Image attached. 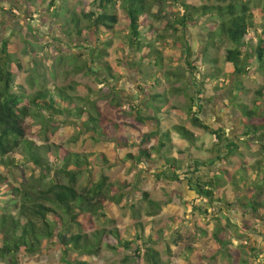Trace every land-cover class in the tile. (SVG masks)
<instances>
[{"label": "trees", "instance_id": "1", "mask_svg": "<svg viewBox=\"0 0 264 264\" xmlns=\"http://www.w3.org/2000/svg\"><path fill=\"white\" fill-rule=\"evenodd\" d=\"M27 1L30 6L45 4L48 10L51 9L55 28L68 36L83 37L93 32L97 46L90 47L89 51L95 52L96 61L107 54V48L112 43L111 37L120 29H126L125 42L131 53L141 51L144 60L150 55L156 63L161 59L159 51L154 48L153 37L157 30L150 19L165 18L163 6L166 0ZM175 1L178 8L171 20L162 23L164 32L175 35V32H184L189 26H203L207 31L199 34L198 55L205 63L216 61L215 58H209L210 48L226 44L225 59L233 66L229 80L232 76L236 78L233 86L238 95L246 89L241 77L249 74L252 68L264 80V0H208V3L201 5L190 4L189 0ZM117 7L124 13L125 26H121ZM105 35H110V38H104ZM163 37L164 33H160L156 39ZM177 39L174 44L184 46L185 32ZM186 44V56H190V42ZM8 45V39L0 41V164H12L14 160L7 155L17 151L22 154L24 162L38 168L40 172L38 176L30 174L27 180L19 184L0 173V257L8 258L11 264H20L25 256L35 255L54 242L62 251L66 264H86L78 257L97 255L103 246L113 251L132 250L142 264H163L160 252L153 244L162 237H172L164 229L159 230L160 234H155L156 238L143 231H136L132 238H127L123 230L117 228L85 230V223H92L93 218L111 217L110 206L120 203L125 196L124 191L133 188L134 184H115L101 173L97 181L81 185L80 176L91 164L87 156L70 152L62 144L48 140L40 144L37 142L42 135L47 136L49 131L53 133L58 127L55 125L58 115L71 124L76 121L78 134L115 140L121 149L132 145L135 151L124 156L127 160L136 163L151 160L155 152L163 160L162 170L155 173L156 178L179 183L185 181L193 191L195 198L189 204L193 211L191 216L195 211L208 215L206 204L222 200L220 191L224 188L225 180L241 188L247 184L251 172H258L253 180L254 198L248 197L242 205L250 213H264V82L254 90L252 107L234 95L235 91L232 92L229 101L242 114V138H231L219 123L210 126L203 122L199 117L203 103L193 104L195 100L190 96L193 103L186 105V117L192 126L216 138L214 143L220 151H224L225 158L242 148L262 151L263 154V158L256 160L249 168L241 167L235 173L223 170L222 177L214 174L207 178L199 174L201 161L186 164L170 156L173 149H179L171 143L170 131L160 133L149 129L147 121L158 120L157 115L161 113L167 115L165 110L168 107L177 114L184 113L181 108L172 105L166 95L151 94L153 104L162 103L153 106L154 116L145 115L142 107L136 105L132 106L135 121H128L116 120L110 108L104 107L105 112L101 110L100 100L84 85L69 83L47 87L40 84L34 93L26 94L15 80L14 66L18 67L19 63L12 57ZM186 64L195 69L190 60ZM87 67V71L92 73L93 68ZM101 67L107 69L111 77H115L106 63L102 62ZM217 75L218 71L206 74L205 81L214 80ZM102 80L108 84V78ZM158 82V78L153 80V84L157 85ZM194 86L199 94L198 99L210 101L209 97L202 98L204 92L200 87ZM79 91H87L88 94L81 96L77 94ZM194 107H198V110H194ZM171 129L191 144L196 141L195 134L184 124H174ZM99 155L108 162L103 153ZM139 199L146 203L148 215L156 214L161 208V202L151 198L147 191H141ZM137 227L143 228L142 223H136ZM245 227H248L247 223ZM220 231L221 228H217L213 237L218 248L228 254L231 248L228 240L219 235ZM130 258L128 255L124 260Z\"/></svg>", "mask_w": 264, "mask_h": 264}, {"label": "rangeland", "instance_id": "2", "mask_svg": "<svg viewBox=\"0 0 264 264\" xmlns=\"http://www.w3.org/2000/svg\"><path fill=\"white\" fill-rule=\"evenodd\" d=\"M188 2L201 5L209 1ZM163 7L164 19H150L157 30L153 39L154 48L161 56L158 63L150 55L144 60L141 51L130 52L124 37L126 29H120L111 37L112 43L107 48V54L96 61L95 52L89 51L90 47L97 46V38L93 32L83 37L68 36L55 28L51 9L48 10L45 4L30 6L27 0H0V41L2 39L9 41V51L19 63L18 67L14 66L15 80L21 91L26 94L34 93L40 84L47 87L69 83L84 85L100 100L101 110L105 112L104 107L110 108L116 120L128 121H135L132 106L136 105L138 108L142 107L145 115L154 116L153 106L162 103L153 104L150 100L151 94H164L172 105L181 108L184 113L177 114L168 107L165 110L167 112L165 117L157 115L159 121H147L149 129L158 130L160 133L170 131L172 134L175 132L171 129L174 124H184L193 128L197 135L194 145L175 135L174 142L181 148V151L174 153L178 159L186 164L201 161L199 174L207 178L214 174L222 177L223 170L235 173L241 167L249 168L256 160L263 158L262 151L242 148L236 154L225 158L224 151L218 149L219 146L214 143L216 140L209 133L191 125L185 110L187 104L193 103L189 99L190 96L195 100L193 104L205 102L198 99L199 94L196 87H193L195 84L204 92L202 98H210V105L206 107L211 109V112L206 114L207 117L210 115L208 117L210 121L204 114L201 115L202 118L213 123L218 113L227 129L233 128L234 137L242 138L244 129L242 114L229 100L235 91L234 95L252 107L254 90L264 82L262 75L254 68L249 74L243 75L241 82L246 89L238 95L233 86L236 78L232 76L229 80L233 66L225 59L226 44L210 48L209 58H215L216 61L205 63L198 55L199 34L206 33L207 30L201 25L189 26L184 31L186 36V39H183L184 46L174 44L178 40L177 37L184 33L183 30L175 32V35H169L167 31L162 30V23L172 19L174 11L178 8L177 2L166 0ZM116 12L122 21L121 26H125L122 9L117 7ZM57 20L60 21V18ZM160 33H164V37L156 39ZM104 38H110V35H105ZM187 42H190L192 50L190 56H186ZM187 60H190L195 69L187 66ZM102 62L110 66L115 77H111L107 69L101 67ZM87 66L93 68L92 73L87 71ZM214 71H218L216 78L205 81L204 76ZM103 78H108V84L103 82ZM157 78L158 84H153V80ZM77 94L86 96L88 93L79 91ZM55 118H57L55 125L58 127H55L53 133L49 131L47 136L42 135L37 142L40 144L48 140L62 144L70 152L87 156L91 164L80 176L81 185L92 184L101 177V173L107 175L109 181L115 184L121 182L134 184L133 188L124 191L125 196L120 203H113L110 206L111 217L93 218L92 223H85L86 231L103 227L117 228L123 230L125 237L132 238L136 231L150 233L154 237L159 230L164 229L167 234H172V237H162L153 244L160 252L163 264H264V213H250L242 205L248 197L254 198L253 180L258 172H251L247 184L241 188L225 180L224 188L220 191L223 194L222 200L206 204L209 216L198 211L191 216L193 211L189 204L195 198L193 191L185 182H170L156 178L155 173L162 170L163 160L155 152L150 161L136 163L127 160L124 156L135 151L132 145L121 149L115 140L99 137L95 139L86 133L78 134L76 121L75 124H71L62 115ZM100 153L105 155L108 162L100 157ZM7 157L12 158L14 162L8 166L0 164V173L8 176L13 183L19 184L27 180L30 174L38 176L39 169L24 162L19 152H11ZM236 176L238 178L239 175ZM221 180L223 181L222 178ZM141 191H147L151 198L161 202V208L156 214H147L146 203L139 199ZM139 222L143 228H136V223ZM246 223L248 227H245ZM217 228H221L219 235L228 240L230 256L218 248L213 237ZM128 255L132 258L124 260ZM78 259L86 264H142L132 250L113 251L104 246L97 255H82ZM0 264L11 263L8 258L0 257ZM20 264L66 263L63 262L62 251L52 242L39 253L25 256Z\"/></svg>", "mask_w": 264, "mask_h": 264}, {"label": "crops", "instance_id": "3", "mask_svg": "<svg viewBox=\"0 0 264 264\" xmlns=\"http://www.w3.org/2000/svg\"><path fill=\"white\" fill-rule=\"evenodd\" d=\"M210 105V101H208V102H203V104H202V108L200 109V111H199V117H200V119L203 121V122H205L206 124H208V125H210V126H212V125H214L215 123H219L224 129H225V131H226V134L228 135V136H231V138H234V134H232V132H233V128L232 129H227L228 127L224 124V122L223 121H221V119L219 118V116H218V113H217V116H216V118L214 119V122L213 123H209L208 121H206L205 119H203L202 118V114H204L205 116H206V114L208 113V112H211V109H210V107L209 108H206V107H208ZM194 110H198V107H194ZM215 111H217L216 109H215ZM159 115H162L163 117H165L166 115H164V113H161V114H159ZM208 117H210V115H208ZM208 117L206 116L205 118H207V120H209L208 119ZM210 121V120H209ZM242 125H243V123H242ZM186 126V125H185ZM187 127V126H186ZM194 127V126H193ZM239 127H241V126H239ZM188 129H190L194 134H195V136H196V140H197V135H196V133H195V131L193 130V128L191 129V128H189V127H187ZM195 128H197V127H195ZM244 128V127H243ZM198 129H201V128H198ZM203 130V129H202ZM244 130V129H243ZM204 131V130H203ZM243 132V131H242ZM207 133V132H206ZM171 135H172V137H171ZM175 135H179L177 132H174V133H172V134H170V137H171V143L172 144H174L177 148H179L178 150L177 149H173L172 150V152H171V154H170V156H173V157H175V158H179L178 156H176V155H174V153L175 152H179V151H181V148H180V146H178V144L176 143V142H174V137H175ZM242 135V134H241ZM180 136V135H179ZM215 140H216V138L214 137V136H212ZM183 138V137H182ZM184 139V138H183ZM184 140H186V139H184ZM187 141V140H186ZM188 142V141H187ZM180 143V142H179ZM189 143V142H188ZM191 144V143H190ZM194 144H195V142H194ZM194 144H191V145H194ZM180 145V144H179ZM154 157V154H152V158ZM152 160V159H151ZM150 161V160H149ZM183 182H185V181H183ZM186 183V182H185Z\"/></svg>", "mask_w": 264, "mask_h": 264}]
</instances>
